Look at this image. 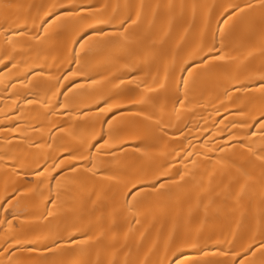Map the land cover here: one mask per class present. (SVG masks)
Here are the masks:
<instances>
[{"label":"bare ground","instance_id":"bare-ground-1","mask_svg":"<svg viewBox=\"0 0 264 264\" xmlns=\"http://www.w3.org/2000/svg\"><path fill=\"white\" fill-rule=\"evenodd\" d=\"M0 205V264H264V0H0Z\"/></svg>","mask_w":264,"mask_h":264},{"label":"snow or ice","instance_id":"snow-or-ice-1","mask_svg":"<svg viewBox=\"0 0 264 264\" xmlns=\"http://www.w3.org/2000/svg\"><path fill=\"white\" fill-rule=\"evenodd\" d=\"M237 7H239V6H237ZM153 187H155V185H153ZM129 195L131 196L132 193H129ZM5 202H7V201H5ZM0 206H2V205H0ZM190 264H202V262L201 261H197V260H193V261L190 262ZM203 264H211V262L205 261V262H203ZM223 264H228V262L224 261Z\"/></svg>","mask_w":264,"mask_h":264}]
</instances>
